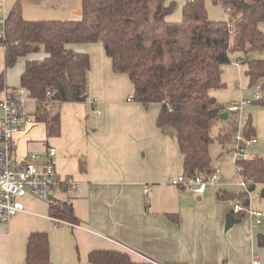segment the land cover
I'll return each instance as SVG.
<instances>
[{"label":"crops","instance_id":"0c3cea01","mask_svg":"<svg viewBox=\"0 0 264 264\" xmlns=\"http://www.w3.org/2000/svg\"><path fill=\"white\" fill-rule=\"evenodd\" d=\"M17 2L23 16L24 9L33 6L37 13L54 12L58 16L52 18L66 19L59 13L65 15L70 8H81V0H14L6 15ZM69 47L89 55L85 102L95 100L99 111H92L95 119H91V130H86L78 149L85 169L78 166L75 173L69 174L59 166L58 176L67 180L70 192L55 188L52 193L56 199L70 203L77 222L55 226L48 215V203L25 196L24 211L0 222V264H24L26 242L32 231L48 233L52 264H91L88 254L93 249L126 252L130 258L126 264H264V245L258 244V236L264 242L262 210L260 226H254L250 215L244 214L234 216L239 220L225 229L226 216L234 204L233 200L220 199L217 193H237L245 186L223 172L208 183L203 193L194 191L193 185L184 188L171 184L170 180L182 173V158L176 130L156 125L160 104L128 100L133 95L132 83L126 74L112 70L101 43ZM43 56L42 51L40 56L30 58ZM15 65L5 71L0 98L5 92L21 88L24 63ZM3 70L4 48L0 45V74ZM30 104L33 112L35 101L30 99ZM38 123L43 127V138L35 132L40 130ZM33 133L40 140L33 138ZM60 133L61 125L57 136ZM49 138L44 124L36 120L20 129L14 136L16 161L17 143L23 154L28 149L44 153ZM28 156L27 152L24 158Z\"/></svg>","mask_w":264,"mask_h":264},{"label":"trees","instance_id":"16d2710c","mask_svg":"<svg viewBox=\"0 0 264 264\" xmlns=\"http://www.w3.org/2000/svg\"><path fill=\"white\" fill-rule=\"evenodd\" d=\"M213 2L223 9L229 8L232 33L225 19L209 18L205 0H186L178 23L165 20L174 3L167 6L164 0H81L77 20L26 19L17 2L7 13L4 33L0 34V45L4 48L0 91L4 88L3 79L8 68L21 57L43 51L42 58L25 60L20 87L35 101V120L44 124L47 137L57 136L60 132L59 104L85 102L88 97L89 55L69 45L101 43L112 70L130 79L133 99L144 105L160 104L156 125L172 126L176 130L182 174L208 176L215 171L209 153L214 140L210 124L219 117L209 116V111L215 108L221 111L210 90L223 86L222 66L230 62L231 51L241 50L246 54L264 48V0ZM150 18L163 23L166 39L147 45L140 27ZM182 32L189 33L188 47L178 40ZM239 62L246 65L249 84L260 85V97L256 102L264 106V58L245 56L235 63ZM243 131L247 137L253 136L249 117L243 124ZM228 139L231 133L225 128L215 137L221 142ZM79 166L85 169L81 158ZM241 166L239 173L247 182L245 192L223 191L217 196L247 206V194L257 183H264V159H246ZM66 181L57 188L68 192L71 186ZM52 193L49 200H44L48 203L49 217L76 223L70 203L56 199ZM258 244L264 245L261 236H258ZM88 261L91 264H126L130 258L126 252L118 250L93 249ZM24 264H52L46 231H32L28 235Z\"/></svg>","mask_w":264,"mask_h":264},{"label":"rangeland","instance_id":"374dc122","mask_svg":"<svg viewBox=\"0 0 264 264\" xmlns=\"http://www.w3.org/2000/svg\"><path fill=\"white\" fill-rule=\"evenodd\" d=\"M12 1L14 0H8L3 8L0 7L1 15H6V10H8V6L11 5L10 3ZM21 1L23 3H37V0ZM69 1L77 2V0ZM185 1L186 0H164L167 6H171L174 3L173 10L165 18L167 22L178 23L181 20L182 6ZM32 7L33 6L24 9V18L58 19L52 18V16H58L53 14L58 13L46 11L37 13L35 11L36 9ZM205 7L210 19L226 20L227 18H229V13L220 5L214 4L213 0H205ZM59 14L61 16H64L66 20H77L80 18V7H73L68 9L66 12H64L65 15H63V13ZM140 30L145 37V42L147 45L151 44L154 40L163 41L164 39H166V33L163 23L156 22L152 18H150V21L147 24L141 26ZM178 40L180 44H182V46L188 47L189 33L182 32L179 35ZM41 52L42 51L39 50L38 52H32L26 57L20 58L15 67L19 64L25 63L26 59H31L30 57L40 56ZM245 56L250 59L264 58V48L256 51H248L246 54L241 50L231 51L230 62L222 66L221 80L223 86L221 88L210 90V94L216 100L218 106L221 108L220 114L227 113L229 116L228 119H221L218 117L215 120H212L210 124L212 137L214 138L213 142L209 146L212 165L215 169L218 170L217 176L223 172L224 174L222 175L235 182H238L239 178L237 176V170L234 164L235 160L232 157V150L234 148L232 134L237 127L242 128V123L246 121L248 117L251 119L254 128L253 136L257 139V143L247 149L246 155L254 154L259 158L264 159V106L256 102V100H254L253 98V95L255 93H260V85H250L248 76L245 73L246 65L241 62H239V64L235 63L238 59L241 61V59ZM165 63H169L168 58H166ZM239 84L242 87V91H240V88L238 87ZM19 91L23 94L25 99L30 100L25 91ZM244 93L247 97L252 99V102L246 104L240 114L234 115L233 113L228 112V104L232 100L238 101L241 94ZM30 108H32V105L29 103L28 109ZM94 108L96 107L93 103H91V99H89L87 103L61 102L59 104L61 133L59 136H54L48 139L49 147L54 148L56 151V154L54 156V166L56 173L59 169V166H61V168L69 174L75 173L77 171L79 166L78 159L79 157H81V155L78 154V149L82 147L86 130H91V119H95V116L92 113V111L94 112ZM38 126L40 127V130H35V132L39 133V138H43V127L39 123ZM223 128L231 133V139H228V141L226 142L215 140L217 132ZM33 138L40 140L35 133H33ZM37 145H42V143L38 142ZM43 150L44 148L41 151ZM27 152L29 153V155H31L32 153H36L38 151H34V149H28L26 153ZM26 153H22V147L19 143H17L16 154L18 155V160L24 158ZM245 189H239L237 190V193L245 192ZM263 191L264 183H257L254 189L247 194L246 198L249 202V207L247 208L260 209L264 213V194L262 195ZM54 197L57 198L56 196ZM234 202L237 203L238 201L233 200L232 204H234ZM239 203L243 205V202L239 201Z\"/></svg>","mask_w":264,"mask_h":264},{"label":"built area","instance_id":"2783aa9c","mask_svg":"<svg viewBox=\"0 0 264 264\" xmlns=\"http://www.w3.org/2000/svg\"><path fill=\"white\" fill-rule=\"evenodd\" d=\"M8 0H0V7L3 8ZM221 6V5H220ZM228 12L229 8H225ZM6 15L0 14V34L4 33ZM229 32H233V21L226 19ZM238 87L242 90L241 85ZM25 91L24 89H21ZM26 92V91H25ZM49 94V92H47ZM260 97L259 93L253 95L254 100ZM29 98V97H28ZM32 99V98H29ZM133 95L128 97L132 100ZM252 102V99L245 94H241L238 101H231L227 106L230 113L240 114L246 104ZM30 100L25 99L23 94L18 91L5 92L0 98V222H6L11 217L24 211L23 198L32 196L42 200H49L50 194L55 188L60 186L62 179L57 175L54 166V156L56 151L54 148L48 147L44 153H32L27 158L16 161L14 157V136L23 127L35 122V114L28 109ZM91 103L95 104L93 100ZM94 113H99L94 108ZM245 122V121H244ZM242 128L237 127L232 134L234 148L232 150L234 164L238 173L239 181L246 187V181L241 177L239 171L242 169L241 162L246 159H257L254 154L246 155L249 147L257 143L254 136L247 137ZM218 170L215 169L208 176L202 174L194 177H186L179 174L170 180L173 185L180 187L194 186V191L203 193L208 183L217 177ZM70 192V190H68ZM249 205V202H248ZM242 205L239 202L234 203L230 213L235 215H250L254 226L258 227L262 224L263 213L259 209L247 208L249 206ZM55 226L68 223L63 220L50 218Z\"/></svg>","mask_w":264,"mask_h":264},{"label":"water","instance_id":"95a60500","mask_svg":"<svg viewBox=\"0 0 264 264\" xmlns=\"http://www.w3.org/2000/svg\"><path fill=\"white\" fill-rule=\"evenodd\" d=\"M215 115H219V110L217 108L209 111V116L213 117ZM222 119L227 118V113H222L219 115ZM248 203V201H246ZM239 219H236L231 213L227 214L225 221V229L230 228L234 222H237Z\"/></svg>","mask_w":264,"mask_h":264}]
</instances>
